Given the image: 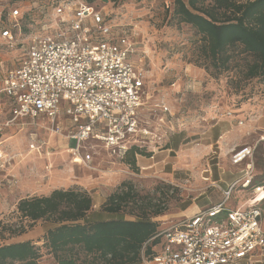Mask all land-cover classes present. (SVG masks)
I'll return each mask as SVG.
<instances>
[{
    "label": "rangeland",
    "instance_id": "obj_1",
    "mask_svg": "<svg viewBox=\"0 0 264 264\" xmlns=\"http://www.w3.org/2000/svg\"><path fill=\"white\" fill-rule=\"evenodd\" d=\"M10 1L22 11L29 10L22 28L36 29L44 3L0 0V10H7ZM172 2L94 0L112 23L137 41V55L130 61L137 64L140 59L146 69L145 107L152 127L159 111L153 115L150 108L163 104L170 109L166 114L170 129L164 126L161 130L168 133L157 146L147 143L144 155L135 156L134 166L111 155L92 138L81 143V155L89 156L90 167L75 163L62 135L29 125L4 127L0 117V244L30 240L40 247L42 264H55L42 246L44 233L54 223L45 219L31 222L16 207L23 197L45 195L55 188H75L91 196L86 221L134 219L140 213L152 216L161 208L162 214L152 219L160 228L166 227L182 215L223 200L218 185L224 188L229 180L243 176V164L231 165L230 155L246 146L252 148L251 184L237 186L225 206L248 204L254 196L253 185H263L264 190V78L244 77L251 57L239 49L232 51L227 70L206 68L199 57L200 35L189 24L176 23ZM0 51L6 53L4 48ZM21 54L19 49L13 50L11 57ZM122 182H129L137 204H124L119 213L101 210V204ZM258 206L264 220V198ZM249 264H264V255Z\"/></svg>",
    "mask_w": 264,
    "mask_h": 264
},
{
    "label": "built area",
    "instance_id": "obj_2",
    "mask_svg": "<svg viewBox=\"0 0 264 264\" xmlns=\"http://www.w3.org/2000/svg\"><path fill=\"white\" fill-rule=\"evenodd\" d=\"M41 1L42 17L34 30L22 28L29 10L22 11L15 1L0 10V50L6 49L0 51V111L7 113L1 125H29L62 135L73 162L87 167L89 156L82 157L81 143L90 138L120 158L132 145L157 146L168 133H161L162 128L170 129V109L163 104L150 108L152 114L159 111L152 127L145 107L146 69L140 59L137 64L130 61L137 52L135 38L112 23L101 7L84 0ZM17 49L21 56L11 57ZM230 164H243V176L221 189L223 200L160 228L150 238L157 240L151 251L142 253L137 264L260 261L263 185H253L254 196L245 206H225L237 186L251 184L252 148L234 150Z\"/></svg>",
    "mask_w": 264,
    "mask_h": 264
},
{
    "label": "trees",
    "instance_id": "obj_3",
    "mask_svg": "<svg viewBox=\"0 0 264 264\" xmlns=\"http://www.w3.org/2000/svg\"><path fill=\"white\" fill-rule=\"evenodd\" d=\"M84 1L97 6L94 0ZM172 16L177 24H189L200 35L199 57L206 68L227 70L232 51L239 49L251 57L244 77L264 78V0H173ZM144 153L142 147L132 145L122 159L134 166L135 156ZM135 198L129 182H122L100 208L119 213L124 204H137ZM92 204L84 190L55 188L45 195L23 197L16 207L31 222L54 223L44 233L42 246L55 264L139 263L142 253H149L157 241L150 240L160 230L152 217L162 214V209L134 219L86 221ZM41 257L40 247L30 240L0 244V264H42Z\"/></svg>",
    "mask_w": 264,
    "mask_h": 264
},
{
    "label": "crops",
    "instance_id": "obj_4",
    "mask_svg": "<svg viewBox=\"0 0 264 264\" xmlns=\"http://www.w3.org/2000/svg\"><path fill=\"white\" fill-rule=\"evenodd\" d=\"M6 110L4 109L3 111H0V117L1 118H3L4 120H5V118H6ZM64 117V116H63ZM15 128H18V127H15ZM65 144H67V142H65ZM234 166V165H233ZM240 166V165H239ZM236 178H238V177H236ZM236 178H234L233 180H235ZM233 180H229L227 183H226V185L228 186ZM226 186V187H227ZM218 187L220 188V190L221 189H224V188H226V187H221L220 185H218ZM221 192H222V190H221ZM218 202H220V201H218ZM215 203H217V202H215ZM211 204H214V203H211ZM244 205V204H243ZM243 205H241V206H243ZM207 206V205H206ZM203 207H205V206H203ZM198 209H200V208H198ZM197 211V210H196ZM195 211V212H196ZM194 213V212H193ZM188 215V214H187ZM190 215V214H189Z\"/></svg>",
    "mask_w": 264,
    "mask_h": 264
}]
</instances>
